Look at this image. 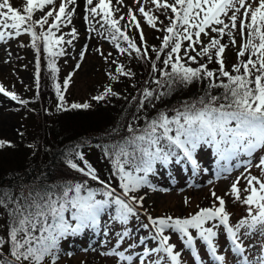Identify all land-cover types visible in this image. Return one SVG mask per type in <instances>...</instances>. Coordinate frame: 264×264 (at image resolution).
<instances>
[{"label": "snow or ice", "instance_id": "6c2138e0", "mask_svg": "<svg viewBox=\"0 0 264 264\" xmlns=\"http://www.w3.org/2000/svg\"><path fill=\"white\" fill-rule=\"evenodd\" d=\"M77 0H61L59 8H55V0H26L23 10H19L10 3V0H0V41L21 34V25L27 23L23 32L29 33L32 38V47L37 48V41L43 39V52L49 57L48 68L53 78L59 71L55 59L64 55V49L58 47L64 42L61 35L56 37L55 32L60 30L64 22L72 23V17L76 11ZM117 4H123V0H116ZM157 10H169L173 14L169 16V24L163 29L165 35L159 50L153 49L156 59L151 62L155 87H144L139 97H132L138 101L135 105L136 112L127 124V135L111 145L104 146V154L112 163L113 173L118 176L122 194H115V190L109 182L101 180L96 169L85 159L82 152L76 151L74 161L69 153L66 165L80 173L87 179L83 181L63 180L58 183H40L33 185L25 193H13L0 189V208L7 211L9 223L7 225V239L0 237V264H43L46 259L54 261L59 251V242L65 237L76 236L86 229H98L103 214H108L109 221H117L126 225L129 219L137 216V206H143L144 197L134 193L147 186L154 189L149 182L148 175L153 173L155 165L167 166L173 160L181 163L186 160L191 164L193 172L199 171V163L196 159L197 149L202 146H210L218 161L224 163L220 166V172H230L232 165L229 161L239 159L241 155L252 157L258 149H264V0H173L168 3L164 0H151ZM240 7H236V4ZM111 0H85L84 20L91 27L90 18L101 16V27L105 24L111 32L112 41L116 42L122 37L127 42V48L121 47L116 42V47L121 53H129L132 50L142 59H149L147 49L143 52L137 43L127 35L126 30L119 26V20L112 18L110 9ZM255 4V7H253ZM46 5L53 8L45 12L38 20H33V13L37 9H44ZM73 6L69 9V6ZM94 5V6H93ZM243 9V18L238 15ZM99 10V11H98ZM118 11V9H117ZM138 11L143 15L147 24L156 28L158 17L150 11H146L141 5ZM231 11V15L228 13ZM127 16L137 29L140 24L131 7ZM222 16H227L230 24L225 23ZM49 17L53 22L48 24ZM124 17L121 16L120 20ZM242 38L247 36L245 42L240 45L237 53L238 63L232 65L231 72L226 69L224 53L227 45L221 43L223 36L230 38L232 45L236 44L233 29L237 27ZM100 21H98L99 23ZM48 24L47 31L44 25ZM35 25L42 29L39 34ZM131 25H125L124 29ZM219 26V27H218ZM210 27L211 32L217 33L210 42L199 51L194 45L200 43V37ZM71 35L75 39L77 30L72 28ZM55 37V38H54ZM195 37V39L193 38ZM220 37V38H218ZM182 41H188V47L183 49ZM141 44L146 43L143 32H140ZM68 44L72 40L67 41ZM162 60L163 67L158 68L156 61L161 60V53L169 49ZM81 50V60L85 56ZM214 50V51H213ZM99 51V50H97ZM190 51L196 55H190ZM247 54V60L239 59ZM207 56L209 62L215 59L218 69H209L206 63H199L197 67L191 64L197 63V57ZM115 63V61L113 62ZM80 64L77 63L78 69ZM170 67V71L167 69ZM241 69L243 71L241 72ZM159 72V77L155 73ZM116 73L125 77H132L131 69H125L118 64ZM235 73V74H233ZM40 56L37 48L35 79L36 86H40ZM116 75L112 79H117ZM71 73L63 81V89L68 88ZM208 81L204 94L191 101H185L178 107L170 110H157L155 115H149L148 109H155L156 102H163L179 86L187 87L194 82ZM146 84L149 82L146 81ZM59 110L88 109L90 105L85 102L65 104L62 86L54 83ZM222 88L220 95H213V89ZM0 93L13 101L21 104L27 103L15 92L7 91L0 85ZM120 94L111 87H105L104 92L92 97L95 101L105 100L109 96L118 97ZM171 112V114H169ZM140 113H144L143 116ZM143 120V125L138 122ZM12 146L10 141L0 140V148ZM30 147H33L30 145ZM245 172L251 167V160L245 161ZM239 166V165H236ZM264 172V156L259 158L255 165ZM135 173H142L136 175ZM246 181V187L242 190L238 186L241 179ZM95 181L102 187L92 188L88 181ZM167 191V189H162ZM246 193L242 196L241 192ZM98 194L102 198H97ZM230 194L235 200L247 206L246 216L235 224L230 222V213L226 209V201L218 196L215 191L211 193L214 203L211 207L200 208L188 217H152L148 216L149 224L142 227L150 228V237L157 241V246L148 247L145 237H140V243L145 245L140 253L126 255L125 251L112 248L102 252L105 257L118 258L127 264H132L133 255H137L140 264H183L181 252L175 250V245L170 243V235L165 232L178 234L185 249L192 254L195 264H204L197 249V240L206 248L207 254L216 264H228L224 254L218 253V236L226 234L230 245L229 250L234 254L235 264H264V178L251 175L238 176L231 184ZM187 203V200H185ZM114 207V215L109 211ZM67 214V215H66ZM222 229V232H218ZM107 236L109 229L104 227ZM154 230V231H153ZM192 230H195L193 235ZM129 231L117 234V244H120L129 236ZM259 236L262 239L259 247L255 244H245V240ZM8 244V253H4L3 246ZM134 248V244H129ZM154 253H162L156 260H151Z\"/></svg>", "mask_w": 264, "mask_h": 264}, {"label": "rangeland", "instance_id": "374dc122", "mask_svg": "<svg viewBox=\"0 0 264 264\" xmlns=\"http://www.w3.org/2000/svg\"><path fill=\"white\" fill-rule=\"evenodd\" d=\"M77 1H82L79 5V7L82 5L79 15L75 12L72 17V23L68 24L64 22L59 31L53 29L56 37L61 35L64 37V42L58 47H62L65 54L57 56L55 59L61 72L62 81H60V85L62 86L65 97H67L65 100L70 99L74 103L81 104L87 102L92 106L94 104L92 97L104 92L105 87H111L113 90H117L120 96L125 97L126 93L116 87V81L112 79V76L119 75L116 73L118 64L132 63L131 60H128L130 54L127 52L121 53L116 47V42H119L121 47L127 48V42L122 37H118L116 42L112 41L111 32L107 30L108 26L105 24L103 28L101 27V23H103L101 16L103 13L90 18L91 27L95 30L89 31V24L84 20L85 0ZM25 2L26 0H10L13 7L21 11L23 10ZM60 2L61 0H55L56 9L59 8ZM98 2L99 0H94V5ZM160 2L163 3L164 0H160ZM167 2L172 3L173 0H167ZM246 2L252 3V0H246ZM141 5L144 6L146 11H150L158 17L156 28L149 26L143 15L138 11ZM72 7L70 5L69 9ZM129 7L132 8L140 24L139 29L132 25V22L127 16ZM236 7H240V5L237 3ZM253 7H255V4H253ZM52 8V5H46L42 10H35L32 19H40L45 12ZM109 10L112 12V18L119 20V26L122 30H126L127 35L137 43V46L140 48L144 47L147 51L150 50V53H152L153 46L160 44V41L165 35L163 29L169 24L168 17L173 15L170 10L168 12H165L163 9L157 10L156 6L151 3V0H123V4H117L116 0H111ZM228 15H231V11ZM238 15L240 18H243L242 8ZM121 16L124 17L123 20H120ZM221 18L224 19L225 23H231L227 16H222ZM98 21L100 22L98 23ZM52 22L53 17H49L48 24ZM48 24L44 25V31H47ZM125 25L131 26L124 29ZM24 27H27V23L21 25V34L19 36L14 34L15 30H6L12 31L13 36L6 38L4 41H0V85H3L7 91L14 92L16 89L20 93H23V88L25 91L32 88L35 81V54L32 47L28 44L29 33L22 31ZM72 28L77 30L75 39L71 35ZM141 31L146 40L144 44L140 42ZM205 31L208 32V35L202 33L200 37V41L204 42V44L207 43L205 41L213 33L210 27L206 28ZM232 31L236 39V44L232 45L229 39L230 47L224 53L226 68L229 64L234 65L238 63L237 53L240 50V45L245 42L247 36V30H245V37H241L239 20L237 21L236 29ZM193 38L195 39V37ZM68 40H72V43L68 44ZM85 45H87V49L85 50L84 58L81 60L80 52L84 50ZM129 52H131V55H136L132 50H129ZM181 55H183L182 50ZM190 55L195 54L190 51ZM114 61L115 63H113ZM77 63L80 64L78 69L76 68ZM70 73L71 79L68 88L64 90L63 81ZM18 108L17 101H13L0 93V140L14 143L18 141L19 136L22 134L26 120ZM195 155L200 166L199 171L194 174L192 170L191 175L188 174V176L185 175L186 169L182 170V174L173 175V171L175 170L173 165L178 164L175 161L167 166L158 162L155 165L154 172L148 175V180L154 186V189L144 186L134 193L137 196L144 197L143 206H137V216L131 217L126 225H122L117 221H109L108 214H103L98 229H86L76 236L65 237L59 242V251L54 264H117L118 258L111 256L105 257L101 253L112 248H117L120 251L127 250L125 252L126 255L138 254L143 251V247L145 246L140 243V237H145V244L148 247H155L157 246V241L151 239L150 228L142 227L143 224H149L148 216L187 217L195 214L200 208L213 206L214 203L218 206L219 202L214 201L211 195L213 191L226 201V209L230 213V222L232 224H235L242 217L246 216L247 206L235 200L230 194L226 195V193H230L231 184L242 173L244 175L250 173L251 175L264 178V172L255 166L259 158L264 156V149H258L253 153L251 158L241 155L238 160L234 158L232 161H229V164L233 167L227 173L219 171L220 166L224 162L218 161L212 148L204 150L203 147H200L197 149ZM95 157L99 162V167L106 176L112 181L119 183L118 176L113 173L111 160L103 156L101 151H96ZM2 158L6 160L12 159L11 153L7 150V146L0 148V159ZM249 159L251 160V167L248 168V172H245V161ZM6 164L10 165L11 161ZM135 174L142 175V173ZM238 186L243 190L246 187V181L242 178ZM162 189H167V191H163ZM241 195L244 196L246 193L242 191ZM185 200H187V203H185ZM109 211L114 215V207ZM105 224H107L109 229L107 236L103 230ZM125 229L129 231V236L120 244H117V234ZM192 232L195 235V230H192ZM218 232H222V229H218ZM165 234L170 235V243L176 246L175 250L181 252L183 264H195L191 252L184 248L178 234L169 231H166ZM261 239V237L256 236L251 238V240H245V244L252 243L256 247H259ZM217 240L219 244L218 253L226 256L228 264H235V257L229 250L230 245L227 241L226 234H220ZM129 244H134L135 247L130 248ZM197 249L204 264H216L207 254L206 248L199 240H197ZM159 256L161 254H151L150 259L156 260ZM43 264H53V261L46 259ZM119 264H127V262L120 261ZM132 264H140L137 255H133ZM161 264H163V261H161Z\"/></svg>", "mask_w": 264, "mask_h": 264}, {"label": "trees", "instance_id": "16d2710c", "mask_svg": "<svg viewBox=\"0 0 264 264\" xmlns=\"http://www.w3.org/2000/svg\"><path fill=\"white\" fill-rule=\"evenodd\" d=\"M219 27V26H218ZM35 30L39 34L41 28L35 25ZM217 36V33H212L211 37L205 41L194 45L197 51L203 46H206L212 37ZM220 38V37H218ZM221 43L230 47L229 37L223 36ZM163 40V39H162ZM160 44L153 46L152 53H149V59H142L137 55H130L128 60L132 63L122 64L124 68L131 69L134 75L125 77L116 75V87L120 91L126 93L125 97L109 96L102 101H93V105L88 109H71L63 111L57 108L59 100L56 95L54 83H59L61 80V72L58 71L53 78V75L48 68L49 57L43 52V39L37 41L40 56V86L37 89L36 79L32 88L25 89L20 93L15 89V93L24 101L25 104L18 103V109L25 118V128L19 136L18 141L11 143L12 146H7V150L11 153L12 159H0V189L19 193L20 191L27 192L30 187L40 183H58L63 180L83 181L87 179L80 173L70 169L66 165V159L71 158L76 161L75 152L79 151L84 154L86 160L96 169L101 180L109 182L115 190V194L119 195L121 190L119 183L112 181L106 176L103 170L99 167V162L96 160V151H101L104 154V146L111 145L127 135V124L131 121L132 115L136 112V103L132 97H139L140 91L144 87L153 88L155 85L151 83L153 74L151 70V62L156 59V53L153 49H160ZM28 44L32 47L31 35H28ZM187 41H182V51L187 48ZM37 48H33L35 54V71H36V56ZM170 49V48H169ZM165 49L161 53V60L156 61L158 68L163 67L162 60L165 53L169 50ZM145 48H141L143 52ZM214 51V50H213ZM196 55V52H193ZM248 56L239 59L247 60ZM52 59H55L52 58ZM192 67H197L199 63H206L211 70L218 69L219 65L213 59L209 62L207 56L197 57V63H191ZM57 66V60L55 59ZM131 64V65H130ZM226 66V65H225ZM58 68V66H57ZM59 69V68H58ZM231 72L232 64L226 68ZM170 71V67L167 69ZM243 69H241V72ZM235 74V73H233ZM159 77V72L154 74ZM149 83L146 84L145 82ZM208 81H197L187 87L179 86L174 92L164 98L163 102H156L155 109L149 108L148 114L155 115L157 110H170L178 107L185 101H191L204 94L207 88ZM118 92L117 90H114ZM213 95H220L223 92L222 88L211 90ZM67 98L64 95V99ZM96 102V103H95ZM74 101L65 100V104L70 106ZM171 114V112H169ZM141 116L144 113H140ZM143 125L144 121L138 122ZM33 146V147H30ZM209 149L210 146H202ZM106 158L110 160L107 156ZM11 161V164H6ZM174 161V160H173ZM173 175L182 174L186 169V175L191 174L188 162L183 160L179 164H174ZM101 173H100V172ZM188 171V172H187ZM103 173V174H102ZM105 174V175H104ZM92 188L102 187L95 181H88ZM97 198H102L99 194ZM67 215V214H66ZM190 216V215H189ZM188 217V216H187ZM9 223L7 211L0 208V237L7 239V225ZM62 241V240H60ZM4 253H8V244L3 246Z\"/></svg>", "mask_w": 264, "mask_h": 264}, {"label": "bare ground", "instance_id": "6f19581e", "mask_svg": "<svg viewBox=\"0 0 264 264\" xmlns=\"http://www.w3.org/2000/svg\"><path fill=\"white\" fill-rule=\"evenodd\" d=\"M81 2H82V1H81ZM81 2L77 1V2H76V5H75V9H76L75 12H76L77 15H79L80 7L82 6V5H81V6L79 7V5L81 4ZM0 57H1V51H0Z\"/></svg>", "mask_w": 264, "mask_h": 264}]
</instances>
